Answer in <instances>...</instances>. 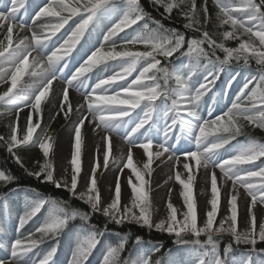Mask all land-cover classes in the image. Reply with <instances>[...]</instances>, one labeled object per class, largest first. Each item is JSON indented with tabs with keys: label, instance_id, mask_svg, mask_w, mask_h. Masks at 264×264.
<instances>
[{
	"label": "snow or ice",
	"instance_id": "1",
	"mask_svg": "<svg viewBox=\"0 0 264 264\" xmlns=\"http://www.w3.org/2000/svg\"><path fill=\"white\" fill-rule=\"evenodd\" d=\"M152 2L163 8L167 18L177 11L186 21L183 27L197 35L186 39L183 32L165 26L145 12L140 0H42V3L8 0L6 9L2 7L4 0H0V29L3 30L0 32V82L9 85L0 92V103L15 109V119L8 124L9 135L7 138L0 135V142L21 168L25 165L17 150L38 147L43 160L36 161L37 171L25 169L27 174L57 189L63 188L89 209L73 208L65 200L29 190L31 199L18 218L17 231L45 206H48V215L35 232L0 241V249L9 253V258L0 259V264H25L26 258L35 254L41 245L49 241L58 244L59 237L76 219L82 223L68 264H87L105 236L117 237V243L106 246L101 264H133L121 256L129 235L110 232L108 223L118 226L131 223L174 236L175 243L187 249L188 264H264V248H256L258 242H264V220L257 225L253 211L257 203L264 204V143L245 131L246 126L264 130V0H212L216 8V32L207 28L208 0H203L200 6L197 0ZM30 7L31 24H28L21 17L29 16ZM26 28L30 36L21 37L19 32ZM61 30L65 32L58 37ZM96 33L102 35V40ZM118 37L120 43H117ZM230 41H235L236 46H229ZM252 61L258 66L257 71L245 78L230 106L213 115L240 76V71L232 66L250 70ZM70 65L74 70L65 75ZM226 70L222 88L214 91ZM25 75L34 78L33 82L21 83ZM129 77L133 78L129 80ZM57 80L64 86L56 115L63 113L68 120L72 114L80 113L73 121L70 178L60 180L55 177L51 159L55 137L41 127L42 105L54 92L53 84ZM69 89H75L81 96L75 107ZM209 94L211 104L204 115L205 97ZM24 108L29 111L21 129L19 121ZM86 122L94 130L106 133L102 137L105 149L102 163L98 149L94 153L85 190L78 191L84 149L82 129ZM112 133L120 135L128 145L126 162L119 171L130 169L127 183L131 196L123 206L120 175L116 177L107 205H103L98 187L97 173L109 167ZM133 148L142 149L147 157L142 168L134 163ZM166 153L169 161L175 159V165L181 164L183 158L187 178L182 179L183 174L176 172L175 180L182 186L184 208L178 210L169 199L166 218L153 222L151 166L153 156L159 158ZM119 160L124 161L125 157L122 155ZM112 162H117V158L112 157ZM193 168L211 169L205 179L206 183L210 181L211 198L206 202L203 224H198ZM215 169L221 173L219 179L223 183L230 181L232 185L227 201L229 215L218 226L215 221L221 189ZM15 180L10 170L0 169V187H8ZM239 189L250 197L248 226L244 231L239 230L238 223ZM9 194L0 192V205L4 208ZM96 213L107 221L103 229L90 223ZM224 235L232 240L221 253ZM241 244L251 247L239 251ZM136 245L135 264H163L162 259H151V253L159 252V247L145 245L141 237H136ZM57 251L54 244L37 264H56ZM170 264L180 262L172 260Z\"/></svg>",
	"mask_w": 264,
	"mask_h": 264
},
{
	"label": "rangeland",
	"instance_id": "2",
	"mask_svg": "<svg viewBox=\"0 0 264 264\" xmlns=\"http://www.w3.org/2000/svg\"><path fill=\"white\" fill-rule=\"evenodd\" d=\"M31 3V0H29ZM37 2L42 3V0H37ZM27 23V21H26ZM31 24V19L29 21ZM72 27L75 25L72 24ZM68 29V26L66 27ZM3 30L0 29V32ZM65 30L62 31L64 33ZM20 33V32H19ZM61 33V34H62ZM15 35V32H14ZM20 35V34H19ZM23 36L29 35L30 33L28 29H25V32L22 34ZM59 37V36H58ZM56 39V38H54ZM62 42V41H61ZM36 53H33L35 56ZM111 74V73H109ZM133 77H129L131 80ZM34 78L29 79V84L33 82ZM9 85L0 82V92L6 90ZM54 92L50 95L49 100L42 105L43 108V122L41 127L46 128L47 131L55 137L56 143L54 148V155L51 156L55 164V177L60 180L63 178H70L71 168H70V154L72 151V134H73V121L76 120L77 116L80 113H74L71 115V118L66 120L63 113L56 115L59 111L58 105L61 99L60 92L61 87L58 84H53ZM69 95L73 107L77 105V103L81 100V96L75 89H69ZM29 109L24 108V111L20 114V121L19 125L20 128L23 129L25 126V118L28 115ZM138 111V110H137ZM53 117H55L53 119ZM15 119V109H10L9 106H6L3 103H0V135L5 136V138L9 135L8 124ZM35 119V117H34ZM40 131L39 129L37 130ZM82 134L84 137V149L82 154V174L81 179L78 185V191L85 190V181L90 176L91 168L93 165L94 160V153L97 151L100 153V159L102 163V153L105 149V143L102 140V137L105 136V132L101 129L94 130L92 125L85 124L84 128L82 129ZM111 141H112V150L110 155V163L107 170H101L97 173L98 177V187L101 193L103 205H107L110 202V198L113 195L116 177L120 175L121 179V187H122V201L121 205H127L130 200L131 190L130 186L127 183L128 177L130 176V169L125 168L122 173H120L119 169L123 166V163L126 162V154L128 150L127 143L122 139L120 135L115 133L110 134ZM20 151L23 152L22 155L24 157H30L33 153V148H20ZM153 151L155 152L156 149L154 148ZM125 157L124 161H120L119 158L121 156ZM168 155L165 154L162 157H155L153 156V163H152V175H151V203H152V218L153 222H158L160 219L166 218L167 209L166 204L167 202L171 201V203L178 209L181 210L184 208L183 199L181 196L182 186L175 180L176 172L182 173V179L187 178V172L182 166L183 158L181 157V164L175 165V159L172 161L168 160ZM112 157L117 158V162H112ZM133 160L136 166L142 168L143 164L146 162L147 157L143 154L142 149L140 148H133ZM194 163V162H193ZM209 171H205L204 169H200L196 171L193 168V172L195 175V179L193 181V194L194 199L197 202V210H198V224H203L205 221V209H206V202L211 198V191H210V181L208 183L205 182L206 177L209 176ZM216 175L218 177V187L221 189V204L218 211V215L216 217L215 224L218 226L221 220H224L228 215V198L229 192L231 190V182L228 181L227 183H223L219 178L221 173L218 169H215ZM102 173V174H101ZM172 177V179H169ZM148 179V177H145ZM133 181L135 182V177H132ZM170 193V195H169ZM239 198H238V223H239V230L244 231L247 228V206L250 202V197L244 192L243 189H239ZM257 225L264 220V204L257 203L256 207L253 209ZM227 223L225 227H227ZM155 230V229H154ZM229 236V235H224ZM201 239H204L202 236ZM261 243V242H259Z\"/></svg>",
	"mask_w": 264,
	"mask_h": 264
},
{
	"label": "trees",
	"instance_id": "3",
	"mask_svg": "<svg viewBox=\"0 0 264 264\" xmlns=\"http://www.w3.org/2000/svg\"><path fill=\"white\" fill-rule=\"evenodd\" d=\"M202 3L203 0H197L198 6H200ZM140 4L142 8L145 10V12H147L155 19L161 20L165 24V26L176 28L179 31L183 32L186 36V39L191 38L193 35H197L183 27L186 21H184L178 15L177 11L173 12L171 18H167V15L164 13L163 8H160L157 5H155L152 2V0H140ZM208 8L210 13V23L207 25V28L210 32H216L217 31L215 27V25L217 24L215 18L216 8L214 7L212 0H208ZM228 44L229 46H236L235 41H230L228 42ZM138 48L139 50H143L139 46ZM218 54L223 56V53H218ZM232 67L235 71H240V76L238 77V79L241 78L242 82L238 86H242L245 78H247L250 74H254L258 69V66L255 64L254 61L251 62L250 70L236 68L235 65H233ZM225 78H227V70L226 73L221 76V79H225ZM218 82H221V80ZM216 89H218V87H216ZM210 97L211 94H209L208 97H205V101L207 102L208 100H210ZM245 131L250 133L252 137L259 140L261 143H264V130H261L259 128H252L251 126H246ZM238 139L243 140L244 138L239 137ZM17 155L21 157L22 162L25 165V168H21L19 165L15 163L14 159L8 153L4 143L0 142V169L10 170V173L16 177L15 182L8 185V187H0V192L6 193L11 189H20L25 191L35 189L44 197L50 196L56 199H62L67 201L68 204L73 208L89 211L88 206L86 204L71 197L67 191L63 189H57L53 184L45 183L42 181V179H36L34 176H30L27 174V172L37 171L38 165L36 161L42 162L43 160L42 153L39 150V148H37V153L35 156H33V159L24 158L18 152ZM25 169H27V172L25 171ZM81 223L82 222L79 219H76L75 221L71 222L69 226L76 225L77 227H79ZM90 223L96 225L97 228L99 229H103L107 221L101 214L96 213L92 215ZM107 227L110 232H120L122 234L129 235V239L126 243L124 251L121 253V256L122 259H130L131 261H133V264H135V262L137 261V256H138L136 237H141L145 245H148L150 243L160 248L159 252L151 253V259L153 261H155L156 259H162L163 264H170V261L174 260L175 258H178L180 261H182L181 264H188L190 260V257L188 256L187 253V249L182 245H177L175 243V237L168 235L167 233H162L154 229H148L146 227H140L131 223H125L124 225H120V226L115 225L113 223H108ZM66 234L67 232L64 231L63 236ZM231 240L232 238L230 236L223 237V240L220 243L221 253H223V249L225 245L230 243ZM49 242L53 243L56 241H49ZM102 243H104V245H108L109 243L115 245L117 243V237L105 236L101 240V244ZM233 246L236 247L235 245ZM250 247H251L250 245L241 244L239 245L238 250L245 251ZM256 248L257 249L264 248V242L261 243L258 242Z\"/></svg>",
	"mask_w": 264,
	"mask_h": 264
}]
</instances>
